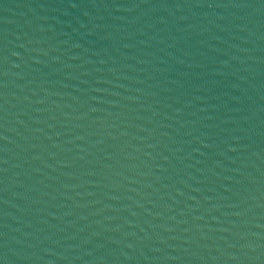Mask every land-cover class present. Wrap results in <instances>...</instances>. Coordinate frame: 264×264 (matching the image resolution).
I'll return each mask as SVG.
<instances>
[{"label": "water", "instance_id": "95a60500", "mask_svg": "<svg viewBox=\"0 0 264 264\" xmlns=\"http://www.w3.org/2000/svg\"><path fill=\"white\" fill-rule=\"evenodd\" d=\"M0 264H264V0H0Z\"/></svg>", "mask_w": 264, "mask_h": 264}]
</instances>
